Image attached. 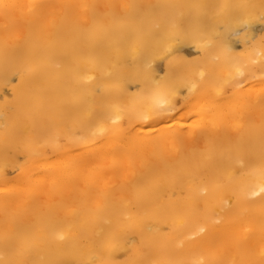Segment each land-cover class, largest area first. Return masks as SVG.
<instances>
[{
  "label": "bare ground",
  "instance_id": "obj_1",
  "mask_svg": "<svg viewBox=\"0 0 264 264\" xmlns=\"http://www.w3.org/2000/svg\"><path fill=\"white\" fill-rule=\"evenodd\" d=\"M258 23L264 0H0V264H264Z\"/></svg>",
  "mask_w": 264,
  "mask_h": 264
},
{
  "label": "rangeland",
  "instance_id": "obj_2",
  "mask_svg": "<svg viewBox=\"0 0 264 264\" xmlns=\"http://www.w3.org/2000/svg\"><path fill=\"white\" fill-rule=\"evenodd\" d=\"M264 36V23H258L255 28H254V34H253V37L254 38H261ZM230 37L233 39L234 35H230ZM231 42H233V50L238 52L239 50L241 51V43L237 40H232ZM239 51V52H240ZM201 56V53L195 49L191 44L188 45V46H185V47H182L181 50H179L177 53L173 54L172 55V58H173V61L176 62V61H181L183 64H186V63H190L192 62L193 60L199 58ZM156 67H157V73L161 74V73H164L166 70H165V61H160L156 64ZM16 82V79L15 78H12V83H15ZM246 82V81H245ZM244 84V82H243ZM138 88V85L135 84V83H131L128 85V91L129 92H134L136 91ZM230 87L227 86L225 88V91H226V94L227 93H230V90L231 88L229 89ZM186 90V91H185ZM187 94V89L186 87L182 85L179 87L178 89V93L176 95V105L177 107H181L182 103H183V100L186 98V95ZM0 101L5 98V99H10L12 96H11V90L9 87H3L2 88V91L0 92ZM47 150H49L48 147H46ZM7 155L8 156H13L14 160H15V164H12V165H8L7 167H5V171H6V174L10 177L14 176L17 171H18V168H17V163L16 161H18L19 163H21L22 161L25 160L26 156L24 155V153L22 152H19V151H12V150H9L7 152ZM23 157V158H22ZM18 163V164H19Z\"/></svg>",
  "mask_w": 264,
  "mask_h": 264
}]
</instances>
